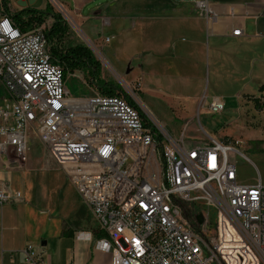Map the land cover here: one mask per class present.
Segmentation results:
<instances>
[{
    "label": "built area",
    "instance_id": "1",
    "mask_svg": "<svg viewBox=\"0 0 264 264\" xmlns=\"http://www.w3.org/2000/svg\"><path fill=\"white\" fill-rule=\"evenodd\" d=\"M195 6L212 13L208 0ZM10 14L0 0V153L25 163L29 140L42 144L106 234L96 247L109 264H264V183L256 168L255 184L237 181L229 154L242 155L240 141L174 137L127 98L71 96L45 22L21 32ZM207 109L217 114L224 103ZM20 198L0 189V207ZM22 254L45 264L32 245Z\"/></svg>",
    "mask_w": 264,
    "mask_h": 264
},
{
    "label": "crops",
    "instance_id": "2",
    "mask_svg": "<svg viewBox=\"0 0 264 264\" xmlns=\"http://www.w3.org/2000/svg\"><path fill=\"white\" fill-rule=\"evenodd\" d=\"M93 1L69 0L61 5L72 15L81 40L100 52L110 48L113 59L132 54L129 63L136 59L144 78L167 84L175 100L172 116L180 125L172 128L180 131L179 136L184 132L195 140L230 138L195 125L194 118L201 113L211 115L202 107L205 101L224 103L231 95L239 102L238 114L249 105L264 111V0H208L210 14L195 6L199 0H110L86 10ZM97 23L121 33L106 35ZM236 29L239 36L231 34ZM137 85L141 89V80ZM4 96L0 84V105ZM255 141L264 151V140ZM29 142L25 163L11 150L0 153V189L8 196H21L0 207V264H26L22 250L27 245L45 264H109L110 253L96 247L106 234L66 175V190L45 192L44 165ZM33 143L45 155L42 144L37 139ZM253 168L264 183L258 166ZM256 178L255 173V181L246 183L237 173L242 184L253 185Z\"/></svg>",
    "mask_w": 264,
    "mask_h": 264
},
{
    "label": "rangeland",
    "instance_id": "3",
    "mask_svg": "<svg viewBox=\"0 0 264 264\" xmlns=\"http://www.w3.org/2000/svg\"><path fill=\"white\" fill-rule=\"evenodd\" d=\"M58 1L61 4H66L69 0ZM106 1L110 0H95L88 5L86 10L94 9L98 2L101 3ZM9 3L10 13H18L24 9L45 12L47 7H49V11L52 16L56 14L59 15L58 10L52 7L48 0H26L25 2L22 0H9ZM52 16H47L38 26L45 22V30L47 32L53 23ZM69 17L70 23L64 20L67 31L60 43L58 42V44H60L59 47L64 51L77 45L86 47L87 44V48L89 47L88 49L91 51L93 57L100 63V79L106 82H111L116 86H120L124 92V96L126 95L127 99L133 102L139 108V110L145 114L147 119L163 128L164 126L162 124L164 123L165 125L169 126L170 129H172L168 131L174 137H179L180 131H178V129L173 130L172 128V126L180 125L173 119L174 117L172 116L174 115L173 113H175L173 111H176L174 105L172 104L175 100L171 98L172 94H169L168 91L170 90L167 84H160L159 82L154 83L152 78H144L138 69L137 60L135 59L131 64L129 63L130 58L133 57L132 54L125 52L124 54H119V58L113 59L111 57L113 53L110 48L103 49L100 52L83 37V40H81L78 36L79 34H77L79 30L74 27L73 18L70 13ZM35 27H37V25L31 26L28 30ZM97 27H102L101 29L106 35L111 33L120 35L121 33V29H116L109 26L105 27L101 23H97ZM81 29L84 31L87 37L89 36L88 38L93 41V38L89 35V32L85 28ZM118 42L120 45L121 40L119 39ZM124 59L128 61H125ZM127 69H129V72H127ZM89 79L90 76L87 71L76 70L72 74L66 75V89L71 96L75 97L98 94L92 87H90ZM139 80H141V89H139V86L137 85V81ZM205 88L206 84L204 83L203 90ZM195 89L196 91H199L201 87L194 88V90ZM236 99L231 95L227 96L224 101V109L221 112L214 115L201 113L194 118V123L196 126L199 125L211 133L218 132L219 134L221 132L223 135L230 136V138L219 139L225 144L232 142L234 139L240 141L241 146L238 147V151H240L242 155L237 153L229 154V160L236 164L239 178L243 182L249 183L251 181H255V170L253 168L254 165L258 166L262 175V179H264V151L258 150L261 143L255 141V139L264 140V111L260 110L262 111L260 112L259 110H255L253 106L249 105L248 107H245V109L242 110L240 114H238L236 108L239 102H237ZM254 102H256V100ZM209 104L210 103L208 101H205L202 107L207 109ZM191 136V133L186 134V138L189 140L191 139ZM31 140L34 142L36 139L31 138ZM31 140L29 145H31L32 151H34L35 156L38 158V162L44 165L43 171H45V192H54L56 190L64 189L66 190L68 185L64 182V173L49 158L46 152L44 155L42 152L37 150L36 145ZM209 214L212 221H215V214L212 212L211 215L210 211Z\"/></svg>",
    "mask_w": 264,
    "mask_h": 264
},
{
    "label": "trees",
    "instance_id": "4",
    "mask_svg": "<svg viewBox=\"0 0 264 264\" xmlns=\"http://www.w3.org/2000/svg\"><path fill=\"white\" fill-rule=\"evenodd\" d=\"M47 16H52L47 7L45 12L24 9L18 13H11L10 19L12 23L21 31H27L31 26H38ZM53 23L50 29L45 33L46 39L50 46V54L54 63L62 67L64 79L67 74H72L76 70L87 71L90 76V87L98 94L103 96H124V92L120 86H116L111 82L100 79L99 62L93 57L91 51L84 46L77 45L67 50H62L58 44L65 36L67 27L64 19L59 14L53 15ZM133 104V103H132ZM144 118V115L141 114Z\"/></svg>",
    "mask_w": 264,
    "mask_h": 264
}]
</instances>
